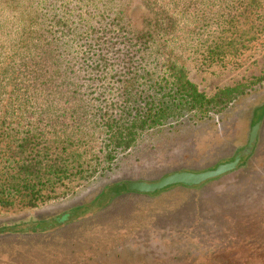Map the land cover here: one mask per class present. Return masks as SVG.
Instances as JSON below:
<instances>
[{
    "label": "rangeland",
    "instance_id": "rangeland-1",
    "mask_svg": "<svg viewBox=\"0 0 264 264\" xmlns=\"http://www.w3.org/2000/svg\"><path fill=\"white\" fill-rule=\"evenodd\" d=\"M113 26L115 50L126 36L152 46L163 56L147 68L165 61L206 98L229 92L230 102L139 132L128 150L108 148L99 115L120 101L116 86L135 94L147 77L103 79L92 38ZM255 124L233 172L126 192L127 182L231 162ZM6 128L15 141L38 128L75 163L35 207L0 206V264H264V0H0V147Z\"/></svg>",
    "mask_w": 264,
    "mask_h": 264
},
{
    "label": "trees",
    "instance_id": "trees-1",
    "mask_svg": "<svg viewBox=\"0 0 264 264\" xmlns=\"http://www.w3.org/2000/svg\"><path fill=\"white\" fill-rule=\"evenodd\" d=\"M101 31L103 32L100 34H93L92 42L102 46L97 52L96 62L97 67L104 66V80L117 79L118 82L133 84L139 79L129 78L130 74L142 72L147 76L142 90L135 94L124 96V85L116 86L114 89L120 101L116 105L110 103L99 115L97 121L104 128L108 148L128 150L139 132L162 125L169 118L186 110L207 114L225 107L230 102L229 92H222L213 99L206 98L185 80L181 70L174 66L169 68L165 61L164 66L147 68V59L155 55L152 46L149 47L145 43L132 44L126 36L121 37L122 49L115 50L113 36L119 31V26ZM102 37H105V40ZM166 37L165 35V45L168 43ZM108 52L114 55L111 64L105 56ZM157 55L163 56V51L155 56ZM133 60L138 63L137 67L133 65ZM142 65L144 67H141ZM12 133L11 129L6 128L1 134L7 141L0 147V206L9 207L18 198H24L27 206L35 207L42 199L43 191L49 188L53 190L56 184L68 178L75 160L64 150L51 152L48 147L50 142L48 141L47 146V140L38 128L26 130L16 141L12 138ZM108 157V161H111V153ZM114 194L113 191L110 192V195ZM102 201L104 200H98L99 203H103ZM82 209L84 208L80 210ZM66 219L67 216H63L53 222L60 224ZM31 223L33 224L27 222L26 225Z\"/></svg>",
    "mask_w": 264,
    "mask_h": 264
},
{
    "label": "water",
    "instance_id": "water-1",
    "mask_svg": "<svg viewBox=\"0 0 264 264\" xmlns=\"http://www.w3.org/2000/svg\"><path fill=\"white\" fill-rule=\"evenodd\" d=\"M258 129H259V124H255L251 128L246 150L243 153L237 154L231 162L220 164L211 171H205L199 173L176 172L168 176H165L156 182H150V183L142 182V181L127 182L125 184V190L126 192L133 194H154L167 187L177 186V185L191 188V187L200 186L201 184L209 180L216 179L225 174L233 172L236 169L241 156L244 154H248L250 152L253 143L256 139ZM120 186H122V184H120Z\"/></svg>",
    "mask_w": 264,
    "mask_h": 264
},
{
    "label": "flooded vegetation",
    "instance_id": "flooded-vegetation-1",
    "mask_svg": "<svg viewBox=\"0 0 264 264\" xmlns=\"http://www.w3.org/2000/svg\"><path fill=\"white\" fill-rule=\"evenodd\" d=\"M239 154V153H238ZM240 160H241V158H240ZM240 162V161H239ZM239 164V163H238ZM238 166V165H237Z\"/></svg>",
    "mask_w": 264,
    "mask_h": 264
}]
</instances>
